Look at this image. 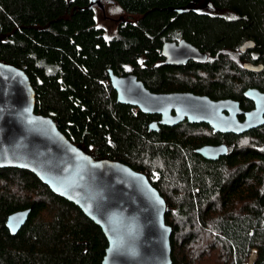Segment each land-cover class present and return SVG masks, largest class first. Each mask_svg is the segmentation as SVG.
<instances>
[{
	"label": "trees",
	"instance_id": "1",
	"mask_svg": "<svg viewBox=\"0 0 264 264\" xmlns=\"http://www.w3.org/2000/svg\"><path fill=\"white\" fill-rule=\"evenodd\" d=\"M97 1L0 0V60L25 71L34 111L71 142L147 176L166 202L171 264H245L253 248L252 264H264V124L220 136L227 152L205 160L195 148L217 135L187 123L149 130L150 116L119 104L108 79L133 73L152 91L211 98L264 91V0H107L128 17L108 38ZM179 40L209 59L163 64V43ZM25 208L10 235L6 216ZM105 247L100 228L32 172L0 168V264H101Z\"/></svg>",
	"mask_w": 264,
	"mask_h": 264
},
{
	"label": "water",
	"instance_id": "2",
	"mask_svg": "<svg viewBox=\"0 0 264 264\" xmlns=\"http://www.w3.org/2000/svg\"><path fill=\"white\" fill-rule=\"evenodd\" d=\"M162 55L170 64L204 59L185 40L164 42ZM244 66L261 69L260 64ZM108 76L117 102L143 113H158L163 125L185 119L204 122L221 133L241 134L264 124V92L255 87L243 92L254 107L241 111L231 99L212 100L190 92L152 93L133 74L117 76L108 70ZM34 105V89L25 71L0 60V168L32 172L96 224L106 240L101 264H171L166 202L147 176L123 162L92 156L81 144L71 142L50 116L36 113ZM239 113H244L242 121L236 118ZM195 151L206 160H217L227 149L219 144ZM29 212L25 208L6 216L4 225L10 235L18 232Z\"/></svg>",
	"mask_w": 264,
	"mask_h": 264
},
{
	"label": "flooded vegetation",
	"instance_id": "3",
	"mask_svg": "<svg viewBox=\"0 0 264 264\" xmlns=\"http://www.w3.org/2000/svg\"><path fill=\"white\" fill-rule=\"evenodd\" d=\"M202 8H205V9H207L208 11H211V10H212V9H210L208 6H206L205 4H199V5L196 6L195 9H197V10H202ZM204 11H206V10H204ZM94 12H95V7H94ZM120 17H121V16H120ZM117 21H118V20H117ZM117 21H116V22H117ZM113 34H114V33H113ZM113 34H112V35H113ZM112 35H111V36H112ZM109 36H110V35H109ZM176 42H177V41H176ZM160 51H161L162 63L165 64V65H167V66H171V67H179V66H183V65L187 64L188 62H198V63H202V62H204L205 60L209 59V56H207V54H205V53H203V52H201V51L198 50L199 52H201V53L204 55V59H202V60L189 59V60H187L186 62H184V63H182V64H170V63H166V62H165V57L162 55V47H161ZM234 60H235V59H234ZM235 63H236V62H235ZM243 64L245 65V64H251V63L244 62ZM256 65H257V64H256ZM112 73H113V72H112ZM113 74H114V73H113ZM126 74H128V73H126ZM126 74H121V75H117V76H123V75H126ZM130 74H133V73H130ZM115 75H116V74H115ZM133 75H135V74H133ZM135 77H136L137 80L141 81L136 75H135ZM108 79H109V76H108ZM141 82H142V81H141ZM142 83H143V82H142ZM109 85H110V87H111L110 80H109ZM143 85H144V84H143ZM144 87H145L148 91H150V92H152V93L190 92V93L195 94V95H204V96H207L208 98H210V99H212V100L231 99V100H234V101H237V102H238V107H239V109H240L241 111H249V110H251V109L254 107V103H253L251 100L246 99V98L243 96V92H244V90H243V92H242V99H236V98H231V97H217V98H211V97H209L208 95H206V94H204V93H196V92H193V91H190V90L152 91V90H149L145 85H144ZM248 88H249V87H248ZM111 89L113 90L112 87H111ZM246 89H247V88H246ZM260 91H261V90H260ZM113 92H114V94H115V98H116V93H115L114 90H113ZM262 92H264V91H262ZM118 103H119V102H118ZM119 104H121V103H119ZM123 105L130 106V107L134 108L135 110H138L139 112H141V111H140L137 107H135V106H131V105H128V104H123ZM141 113L150 116V119H149V121H148V123H147V127H148L149 130H151V131H153V132H158L162 127H173V126H176V125L181 124V123H187V124L200 125V126L205 125V126L208 128V130L210 131L211 134L217 135V142H215V143H212V142H211V143H210V142H209V143H202V144H200L199 146H197V147L195 148V150H196L197 148L203 146V145H219V144H223V145H225V146H226V149H227V145H226L225 143H223V142L220 141V140H221V139H220V136L225 135V134H231V135L238 136V135H241V134H243V133L249 132V131H251V130L257 128V127H255V128L249 129V130H247V131H245V132H243V133H241V134H235V133H232V132L221 133V132H218V131H214V130H213L208 124H206V123H204V122H200V123H190V122H188L187 120L184 119L183 121L177 123L176 125L168 126V125H163V124H160V123H159V120H160V118H161V115L158 114V113H143V112H141ZM170 114L173 115V114H174V111L171 110V111H170ZM263 117H264V113H263ZM236 118H237V120L242 121V120L244 119V113L236 114ZM151 123L155 124V126L153 125L152 128L149 127V124H151ZM258 127H259V126H258ZM195 152H196V151H195ZM205 160H206V159H205Z\"/></svg>",
	"mask_w": 264,
	"mask_h": 264
},
{
	"label": "rangeland",
	"instance_id": "4",
	"mask_svg": "<svg viewBox=\"0 0 264 264\" xmlns=\"http://www.w3.org/2000/svg\"><path fill=\"white\" fill-rule=\"evenodd\" d=\"M94 7L96 24L103 28V34L107 38L114 33L116 21L119 20L120 16L124 19L128 18L127 15L123 13L120 7L114 2H108L107 0H98L96 3H94ZM202 10L207 9L202 8ZM253 250L255 249L253 248ZM246 263L247 261L245 262V264Z\"/></svg>",
	"mask_w": 264,
	"mask_h": 264
},
{
	"label": "built area",
	"instance_id": "5",
	"mask_svg": "<svg viewBox=\"0 0 264 264\" xmlns=\"http://www.w3.org/2000/svg\"><path fill=\"white\" fill-rule=\"evenodd\" d=\"M254 252H255V250L251 249V253H250L249 257H248V260H247L246 264H252V261H253L254 256H255Z\"/></svg>",
	"mask_w": 264,
	"mask_h": 264
}]
</instances>
